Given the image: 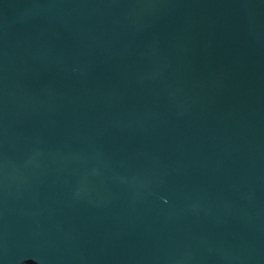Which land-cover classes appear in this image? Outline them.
Returning <instances> with one entry per match:
<instances>
[{"label": "water", "instance_id": "1", "mask_svg": "<svg viewBox=\"0 0 264 264\" xmlns=\"http://www.w3.org/2000/svg\"><path fill=\"white\" fill-rule=\"evenodd\" d=\"M0 264H264V0H0Z\"/></svg>", "mask_w": 264, "mask_h": 264}]
</instances>
